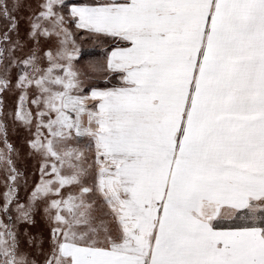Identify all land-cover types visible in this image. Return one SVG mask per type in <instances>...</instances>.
Here are the masks:
<instances>
[{
  "label": "snow or ice",
  "instance_id": "snow-or-ice-1",
  "mask_svg": "<svg viewBox=\"0 0 264 264\" xmlns=\"http://www.w3.org/2000/svg\"><path fill=\"white\" fill-rule=\"evenodd\" d=\"M0 264H264V0H0Z\"/></svg>",
  "mask_w": 264,
  "mask_h": 264
}]
</instances>
